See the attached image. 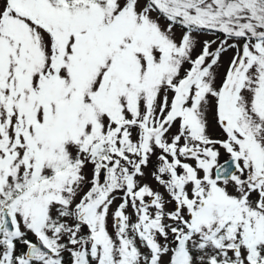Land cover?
I'll return each mask as SVG.
<instances>
[{
  "label": "snow or ice",
  "instance_id": "obj_1",
  "mask_svg": "<svg viewBox=\"0 0 264 264\" xmlns=\"http://www.w3.org/2000/svg\"><path fill=\"white\" fill-rule=\"evenodd\" d=\"M0 264H264V0H0Z\"/></svg>",
  "mask_w": 264,
  "mask_h": 264
}]
</instances>
